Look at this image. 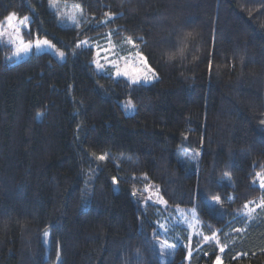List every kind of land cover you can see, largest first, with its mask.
Masks as SVG:
<instances>
[{"label": "trees", "instance_id": "16d2710c", "mask_svg": "<svg viewBox=\"0 0 264 264\" xmlns=\"http://www.w3.org/2000/svg\"><path fill=\"white\" fill-rule=\"evenodd\" d=\"M53 1L82 20L60 23ZM11 12L66 59L12 63L0 43V264H187L183 245L162 246L169 211L194 206L222 235L233 210L264 198V0H0V20ZM105 29L131 38L157 79L97 73L77 42ZM254 215L222 264H264V207ZM202 248L189 264L220 253Z\"/></svg>", "mask_w": 264, "mask_h": 264}, {"label": "rangeland", "instance_id": "374dc122", "mask_svg": "<svg viewBox=\"0 0 264 264\" xmlns=\"http://www.w3.org/2000/svg\"><path fill=\"white\" fill-rule=\"evenodd\" d=\"M53 2L57 3V5H59V7L61 8V11H57L60 23L74 25L75 20L78 23L82 20V15L80 13L81 11L77 7H71L65 3H58V1ZM9 14L6 15L2 20H0V43L10 47V53L7 57L8 60L14 63L28 57L31 54L40 52L50 53L58 62H62L66 59L65 47L59 46L58 44L54 43L48 36L35 35L33 38L29 39H26L24 37L23 30L28 29L27 16H18L15 13V17L9 22L6 19ZM63 21L67 23H64ZM91 25L96 26L97 24L92 23ZM79 26L80 24H77L74 27H82ZM38 39L48 40L55 47L41 45L38 48L36 47V40ZM129 39L131 38L126 36H114L112 30L105 29L100 33H92L88 36L80 38L77 44L79 46L90 47L93 49V57L91 63L97 73L111 75L114 79L122 78L128 82L133 83V80L137 75L143 77V75L147 73L148 67H152L148 62L145 65L140 61L139 57L137 56V53L139 51L136 49L134 42L132 44L128 43ZM24 45H29L27 51H21ZM105 49H107L108 51H104ZM139 53L142 54L141 52ZM97 63L103 65V67L97 68ZM125 72L128 73L127 76L123 75V73ZM156 79L157 74L156 77L151 81L146 82L141 78L138 82L135 83L149 84ZM120 104L126 114L132 115L133 113H135L136 106L129 97L122 99L120 101ZM190 152L191 151H184V153H181L178 158L179 162L186 168V170L192 172L194 170H197L198 154H196L197 156L193 158ZM230 165L231 163L229 162L226 166V171L230 170ZM261 176H264V174H261ZM254 183L259 185V176H257ZM148 186L150 187V185L148 184L145 186V189ZM152 196H155V193L152 194ZM261 200L257 202L253 201V203L247 204V207L244 206L241 209L233 210L231 220H233V222L237 225L232 228L228 226L227 229L224 230V233L222 235L218 233V230H214L211 232L206 231L205 227L197 216L194 206L177 208V216H171V211H169V215H167L168 217H163L159 222V230L161 232L168 230L162 237V239L164 240V242H162V246L174 247L177 244L183 245L186 249L185 260L186 263L189 264L195 251H203L205 256H208L209 251L204 250L202 247L207 242H211L218 248L220 252L216 256L213 264H222L221 249H224L226 242L232 239V237L229 236L230 233L237 232L239 229H245V227L249 223H251V221L255 218L254 214L260 212L263 209V207L260 206ZM176 223H183L186 229L180 230L179 228H176ZM238 225L240 226L238 227ZM222 236H224V239L222 238ZM205 237H209V239L205 240ZM217 257H219L220 259L217 260Z\"/></svg>", "mask_w": 264, "mask_h": 264}, {"label": "snow or ice", "instance_id": "6c2138e0", "mask_svg": "<svg viewBox=\"0 0 264 264\" xmlns=\"http://www.w3.org/2000/svg\"><path fill=\"white\" fill-rule=\"evenodd\" d=\"M15 15H16L15 13H11V14H9V16H8L6 19L10 22V21L15 17ZM186 35H187V36H190L191 33H187ZM128 43H129V44H132L133 41H132L131 39H129V40H128ZM41 45H47V46H50V47H55V46L52 45V44L50 43V41H48V40H39V39L36 40V47L39 48ZM28 47H29V45H24V47L21 49V51H27ZM104 51H108V50L105 49ZM182 52H183V49H181V53H182ZM137 56L139 57V59H140L141 62H143L145 65L147 64L146 58H145L142 54H140V53L138 52V53H137ZM168 58H169V59L172 58V54H171V53L168 54ZM106 59H107V57H106ZM102 67H103V65L97 63V68H102ZM118 74H119V73H118ZM123 75L127 76L128 73L125 72V73H123ZM155 77H156V73H155V71H154L152 68L148 67V69H147V73H145V74L143 75V77L137 75V76L135 77V79L133 80V83L138 82L141 78H142L144 81H146V82H147V81H151V80H153ZM262 123H264V122H262ZM100 159L103 160L104 157L101 156ZM257 175L260 177L259 187H260L261 189H264V176H261L259 173H258ZM260 206H261V207H264V199L261 200V205H260ZM245 207H247V205H245ZM213 238H214V237H213ZM204 239H205V240H208L209 237H205ZM221 251H223V249H221ZM219 259H220V258L217 257V260H219Z\"/></svg>", "mask_w": 264, "mask_h": 264}, {"label": "clouds", "instance_id": "9594fccd", "mask_svg": "<svg viewBox=\"0 0 264 264\" xmlns=\"http://www.w3.org/2000/svg\"><path fill=\"white\" fill-rule=\"evenodd\" d=\"M182 49V48H181ZM181 49H179L178 50V53H176V54H180L181 53ZM175 54H172V58H173V56H174Z\"/></svg>", "mask_w": 264, "mask_h": 264}, {"label": "bare ground", "instance_id": "6f19581e", "mask_svg": "<svg viewBox=\"0 0 264 264\" xmlns=\"http://www.w3.org/2000/svg\"><path fill=\"white\" fill-rule=\"evenodd\" d=\"M116 103V102H115ZM137 109V108H136Z\"/></svg>", "mask_w": 264, "mask_h": 264}]
</instances>
